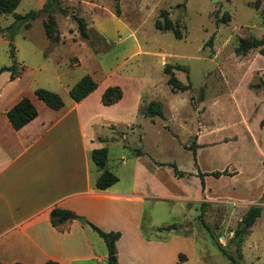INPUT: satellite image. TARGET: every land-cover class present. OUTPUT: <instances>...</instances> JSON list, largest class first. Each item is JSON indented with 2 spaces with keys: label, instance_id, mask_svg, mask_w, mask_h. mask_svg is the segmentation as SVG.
Here are the masks:
<instances>
[{
  "label": "rangeland",
  "instance_id": "374dc122",
  "mask_svg": "<svg viewBox=\"0 0 264 264\" xmlns=\"http://www.w3.org/2000/svg\"><path fill=\"white\" fill-rule=\"evenodd\" d=\"M59 1L68 14L54 12L59 41L52 48L43 29L45 13L31 20L30 28L19 21L18 29L6 31L17 74L23 73L6 88L7 95L40 86L66 101L70 86L84 74L98 85H119L124 99L112 110L119 138L108 142L107 164L119 176V187L128 186L133 162H120L122 154L130 156L123 146L128 143L133 153L145 154L161 179L147 177L163 197L146 200L143 228L155 236L167 231L160 226L180 224L176 232L183 235L181 251L188 260L177 256L176 264H234L219 245L238 257L234 231L249 205L264 201V92L249 87L264 83V55L257 49L237 55L234 48L238 37L264 38V0H119L120 14L116 0ZM24 4L16 11H29ZM162 11L183 33L181 39L155 28ZM71 13L85 18L89 39L80 37ZM225 13L230 20L216 22ZM0 62H12L9 43L0 47ZM166 63L187 68L173 71L190 88L171 90ZM151 100L162 104V116L140 113ZM171 165L190 175L175 176ZM224 169L236 173L205 175L202 187L199 172ZM239 254L241 264H264V206Z\"/></svg>",
  "mask_w": 264,
  "mask_h": 264
},
{
  "label": "crops",
  "instance_id": "0c3cea01",
  "mask_svg": "<svg viewBox=\"0 0 264 264\" xmlns=\"http://www.w3.org/2000/svg\"><path fill=\"white\" fill-rule=\"evenodd\" d=\"M45 1L20 0L15 13L21 14L16 10L23 2L30 11L41 8ZM0 19L7 27L14 15L0 14ZM9 39L6 32L0 34V47ZM9 65L0 62V68ZM22 75L12 79L9 70L0 72V262L107 264L106 245L85 222L88 220L102 230L120 232L116 241L119 264H176L177 256L183 253V235L169 230L154 236L143 228L146 200L162 196L147 181L149 174L161 179L146 164L145 154H135L131 144H124L130 148V156L122 154L120 162H133L129 185L119 187V178L105 190L94 188L101 169L90 153L95 148H108L112 137L119 138L112 128L117 129L112 110L124 99V91L118 102L106 106L101 95L108 84H99L81 101L69 98L55 110L34 95L36 86L7 95L6 88ZM23 96L31 99L37 116L15 130L6 112ZM104 127L110 134L99 131ZM106 167L116 173L113 166L106 163ZM251 204L262 207L264 201ZM56 207L71 210L85 220L73 218L53 225L50 213Z\"/></svg>",
  "mask_w": 264,
  "mask_h": 264
},
{
  "label": "trees",
  "instance_id": "16d2710c",
  "mask_svg": "<svg viewBox=\"0 0 264 264\" xmlns=\"http://www.w3.org/2000/svg\"><path fill=\"white\" fill-rule=\"evenodd\" d=\"M20 0H0V14H13L14 21L7 27H0V34L5 33L7 30L14 31L19 28L18 22H25V27L28 28L30 26V21L37 18L42 13L47 14V19L43 20V29L47 39L49 40L50 48L54 46L59 41V30L57 26V21L54 17V12H60L62 14L67 15L68 11L64 9L60 5L59 0H46L43 6L36 10H30L25 14L15 13V9L17 8ZM115 11L117 14H120V5L119 0H116L115 3ZM72 19L76 22L77 32L83 39H89L90 34L87 28V24L85 18L79 16L75 13H71ZM162 17L157 18L155 20V28L161 31L171 30L177 39H181L183 37V33L180 31L178 26L172 22V20L168 16V11H162L159 15ZM231 16L228 13L221 18H216V22H228ZM10 36V35H9ZM11 39V38H10ZM9 39L10 44V57H11V65L2 66L0 68V72L3 70H9L11 72V78H16L17 74V61L15 59L14 54V46L12 45ZM213 39V35L207 40L206 44H211ZM237 44L234 48V51L237 55H245L250 50L257 49L258 52L264 55V38H258L256 36H248V37H238ZM173 69H181L187 71V68L180 64H170L166 63L163 67L164 74L168 75L167 84L170 86L171 90L174 92L177 91H185L190 88V83L184 84L174 74ZM98 86L97 81L90 75L84 74L82 75L72 86H70L68 93L70 98L79 102L83 98H85L88 94L94 91ZM249 87L253 90H258L263 88L264 92V83H255L249 84ZM34 95L44 102L47 106L52 109H59L64 105V100L60 96V94L43 88L36 87L33 91ZM123 96V90L119 85H108L101 95V102L103 105H112L118 102ZM140 113L143 116L154 117V116H162V104L159 101L151 100L145 107L140 109ZM7 118L13 129L17 130L26 125L32 119L37 116V108L31 101L28 96L21 97L12 107H10L6 112ZM264 119L260 121V125L263 126ZM194 147V146H193ZM191 147L193 154H195V148ZM91 160L101 169V173L94 181V188L97 190H105L115 184L119 177L117 174L112 172L106 167V163L108 160V148L103 146L100 148H95L90 153ZM173 167V172L177 177H183L185 175H190V173L179 170L176 165H171ZM236 172H229L227 169L222 171L216 170L205 173H198L200 178V182L202 187H204V179L205 175H211L214 177H219L221 175H233ZM264 196V190H263ZM262 212V207L259 204H251L243 215L238 227L234 231L233 240L236 245V251L238 252V257H235L231 253H228L220 244L219 246L223 250L225 254H227L234 262V264L240 263V243L243 237L249 232L250 228L255 224L256 220L260 217ZM51 222L53 225H59L65 221L71 220L73 218H77V215L68 209L63 208H53L50 213ZM200 221L205 225L206 228H209L208 224L205 222L203 217H200ZM103 239L106 248H107V264H119L117 259V248L116 241L120 237L119 231H105L99 228L94 223L85 220ZM180 228V224L178 223H170L164 226L158 227L159 231L162 230H178ZM179 258L183 259L182 253H179ZM0 264H3L0 262ZM47 264H57L52 261H48Z\"/></svg>",
  "mask_w": 264,
  "mask_h": 264
},
{
  "label": "water",
  "instance_id": "95a60500",
  "mask_svg": "<svg viewBox=\"0 0 264 264\" xmlns=\"http://www.w3.org/2000/svg\"><path fill=\"white\" fill-rule=\"evenodd\" d=\"M77 219L80 221V222H84V217H77Z\"/></svg>",
  "mask_w": 264,
  "mask_h": 264
}]
</instances>
